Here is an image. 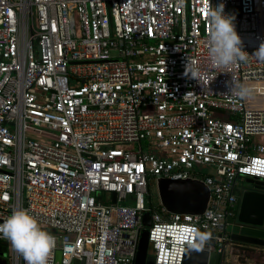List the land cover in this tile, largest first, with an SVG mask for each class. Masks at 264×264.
Instances as JSON below:
<instances>
[{
  "label": "built area",
  "instance_id": "1",
  "mask_svg": "<svg viewBox=\"0 0 264 264\" xmlns=\"http://www.w3.org/2000/svg\"><path fill=\"white\" fill-rule=\"evenodd\" d=\"M210 3L235 17L246 61L211 65ZM261 43L264 0H0V224L27 210L56 237L49 264H133L146 213L154 264L223 255L238 182H264ZM161 179L202 182L205 211L156 212Z\"/></svg>",
  "mask_w": 264,
  "mask_h": 264
},
{
  "label": "water",
  "instance_id": "2",
  "mask_svg": "<svg viewBox=\"0 0 264 264\" xmlns=\"http://www.w3.org/2000/svg\"><path fill=\"white\" fill-rule=\"evenodd\" d=\"M246 182L253 185L254 190L245 191L239 198L237 217L228 219L227 232L231 242L262 247L264 246V182L251 179H246ZM158 196L161 206L169 213L201 215L208 204L209 190L202 182L196 180L161 179L158 182ZM113 202H115L114 198ZM141 222L143 230L139 235L133 264H154V256L149 252L151 250L148 240V228L151 225L149 213L143 215ZM199 243L203 244L200 240ZM210 244H214L213 240ZM4 251L5 248L0 246V255ZM59 260L58 251L57 263ZM82 263L83 261L75 262V264ZM0 264L4 262L0 261ZM183 264H223V255L188 248Z\"/></svg>",
  "mask_w": 264,
  "mask_h": 264
},
{
  "label": "clouds",
  "instance_id": "3",
  "mask_svg": "<svg viewBox=\"0 0 264 264\" xmlns=\"http://www.w3.org/2000/svg\"><path fill=\"white\" fill-rule=\"evenodd\" d=\"M225 5L220 3L213 7L210 3L207 18L210 24L208 35V58L213 67H227L238 61H246L249 54L242 49L241 37L237 34L233 20L235 17L224 13ZM264 60V43L251 55ZM198 79L199 70L185 68V75ZM241 99L251 94V89L240 85L236 93ZM0 234L11 242L15 251L20 253L26 264H49L50 258L56 248V237L42 229L37 219L25 209L15 210L0 224ZM206 235L200 236L203 243Z\"/></svg>",
  "mask_w": 264,
  "mask_h": 264
},
{
  "label": "rangeland",
  "instance_id": "4",
  "mask_svg": "<svg viewBox=\"0 0 264 264\" xmlns=\"http://www.w3.org/2000/svg\"><path fill=\"white\" fill-rule=\"evenodd\" d=\"M28 131L29 136L35 137L40 134L41 129L30 127ZM253 187L246 180L239 181L235 188L236 196L241 198L245 191L254 190ZM151 204L155 211L161 214L158 188H152ZM223 260L226 264H264V246L243 247L228 244L224 250Z\"/></svg>",
  "mask_w": 264,
  "mask_h": 264
},
{
  "label": "trees",
  "instance_id": "5",
  "mask_svg": "<svg viewBox=\"0 0 264 264\" xmlns=\"http://www.w3.org/2000/svg\"><path fill=\"white\" fill-rule=\"evenodd\" d=\"M230 246H243V247H251L250 245H246V244H239V243H234V242H230L229 243ZM223 264H226L223 260Z\"/></svg>",
  "mask_w": 264,
  "mask_h": 264
},
{
  "label": "flooded vegetation",
  "instance_id": "6",
  "mask_svg": "<svg viewBox=\"0 0 264 264\" xmlns=\"http://www.w3.org/2000/svg\"><path fill=\"white\" fill-rule=\"evenodd\" d=\"M149 252L152 253L151 250H149Z\"/></svg>",
  "mask_w": 264,
  "mask_h": 264
}]
</instances>
